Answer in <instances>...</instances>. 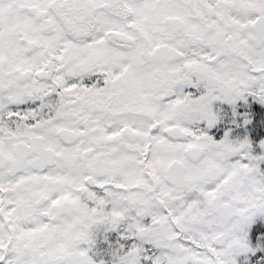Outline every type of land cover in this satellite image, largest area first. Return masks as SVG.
Here are the masks:
<instances>
[{
	"label": "snow or ice",
	"instance_id": "obj_1",
	"mask_svg": "<svg viewBox=\"0 0 264 264\" xmlns=\"http://www.w3.org/2000/svg\"><path fill=\"white\" fill-rule=\"evenodd\" d=\"M0 264H264V0H0Z\"/></svg>",
	"mask_w": 264,
	"mask_h": 264
}]
</instances>
